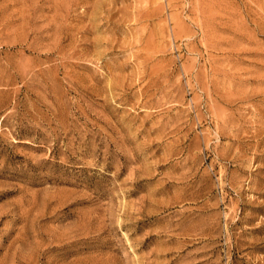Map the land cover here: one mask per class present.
<instances>
[{
	"label": "rangeland",
	"instance_id": "rangeland-1",
	"mask_svg": "<svg viewBox=\"0 0 264 264\" xmlns=\"http://www.w3.org/2000/svg\"><path fill=\"white\" fill-rule=\"evenodd\" d=\"M0 264H264V0H0Z\"/></svg>",
	"mask_w": 264,
	"mask_h": 264
}]
</instances>
